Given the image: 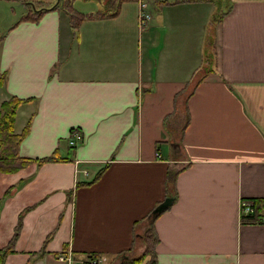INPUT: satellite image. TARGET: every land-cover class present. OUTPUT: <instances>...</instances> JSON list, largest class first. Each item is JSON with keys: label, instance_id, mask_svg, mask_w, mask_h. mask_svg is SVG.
Masks as SVG:
<instances>
[{"label": "crops", "instance_id": "crops-1", "mask_svg": "<svg viewBox=\"0 0 264 264\" xmlns=\"http://www.w3.org/2000/svg\"><path fill=\"white\" fill-rule=\"evenodd\" d=\"M145 1L144 26L138 0H33L0 30V103L22 98L15 132L29 120L28 161L0 172V248L21 222L3 264H122L169 195L152 264H264V0L211 22V0Z\"/></svg>", "mask_w": 264, "mask_h": 264}, {"label": "trees", "instance_id": "trees-1", "mask_svg": "<svg viewBox=\"0 0 264 264\" xmlns=\"http://www.w3.org/2000/svg\"><path fill=\"white\" fill-rule=\"evenodd\" d=\"M120 2L121 0H105L104 3V8H106L105 10L104 9L97 10L96 12H89V13L79 12V15L83 17V16H103V15L114 14L118 10ZM39 11L41 10H35L34 12L28 13L25 16L33 17V19H36L38 18V16L36 15L39 13ZM223 13L224 10L221 11V13L217 16V19L219 17H220L219 19H221ZM212 43L215 48L216 45L215 41ZM204 55L205 58L202 64H204L206 67L211 66L214 61L215 51L214 50L209 51L208 49H206L204 51ZM21 101L22 98L11 96L9 99L3 100L0 103V172L17 170L18 168L25 165L26 162L28 161L27 158L19 157L18 149L23 135L29 129V120L26 122L25 126L20 132L14 131L16 110ZM48 158L51 159L52 156L44 157L42 158V160ZM259 206L260 205L255 202L254 212L250 216H248V218H242L241 221L242 222L253 221L254 219H252V217H254V214L257 213ZM147 218H149L150 220V217ZM150 222H151L150 225H148L147 229L142 233L143 242L146 243L145 246L142 248V251L137 255H132L131 258H128L127 260H123L122 264H137V263L139 264L140 262L144 261L146 256H148V259L145 261V264H152L155 262L156 260L155 245L159 239L153 227L152 221ZM20 223L21 222L19 221L18 226L16 227V230L12 236L10 243L5 247L0 248V264H3L6 255L10 251L14 250L12 245L14 239L18 235V229ZM90 255L93 256V254Z\"/></svg>", "mask_w": 264, "mask_h": 264}, {"label": "rangeland", "instance_id": "rangeland-1", "mask_svg": "<svg viewBox=\"0 0 264 264\" xmlns=\"http://www.w3.org/2000/svg\"><path fill=\"white\" fill-rule=\"evenodd\" d=\"M32 1H28V0H0V30L4 29V27H6L5 25H7L10 22L9 20H11V16L13 15V13H21V14L24 12L26 13L28 10L24 8V2H32ZM42 1L44 3H50V2H53L56 0H42ZM60 1H62V0H60ZM67 1L68 0H64V3ZM69 1H70L71 5L74 4L75 7L91 8L94 5L96 0H88V1L85 0L83 3L81 2V0H69ZM211 3H212V11H211V14L209 17L210 18L209 22H211V20H213V19H216V17L221 13V11L226 9V7L228 6L227 0H211ZM38 5L39 4L33 5V9H29V10H31L29 13H32L33 10H40L42 7L38 6ZM35 6H37V7H35ZM103 9L105 10L106 8H104V6H103V7H101V10H103ZM15 16H18V15H15ZM207 26H209V23ZM211 43H212V39L210 38L209 46H208L209 51H211V49H212V46L210 45ZM204 51H205V47H204V50H203L202 55H201V64L203 63V60L205 58ZM146 229H147V225L144 226L142 233ZM145 244L146 243L143 242V239L141 240L139 237L138 245H140V247H137L136 249H133L132 251L128 252L127 254L129 255V258H131V255H134V254L137 255L138 252H141L142 248L145 246ZM121 257H123V256L118 255L112 260L115 261V264H119V262L121 261V259H120ZM100 260L102 261V258H100ZM67 261H69V260L67 259ZM99 263H100V261H99ZM99 263H96V264H99Z\"/></svg>", "mask_w": 264, "mask_h": 264}, {"label": "built area", "instance_id": "built-area-1", "mask_svg": "<svg viewBox=\"0 0 264 264\" xmlns=\"http://www.w3.org/2000/svg\"><path fill=\"white\" fill-rule=\"evenodd\" d=\"M139 1V9H138V21L139 23L144 26L146 23L150 20L152 14L149 10L148 2L145 0H138ZM83 135L78 129H73L70 132V135L68 137V143L69 145L73 146L82 141ZM255 208V201L252 198H241L240 204H239V216L240 221L242 218H248L253 212ZM59 257L61 259L66 258L69 261L71 260V257L65 256L63 254H59ZM97 258L94 256H89L88 261L91 264H95L97 262Z\"/></svg>", "mask_w": 264, "mask_h": 264}, {"label": "water", "instance_id": "water-1", "mask_svg": "<svg viewBox=\"0 0 264 264\" xmlns=\"http://www.w3.org/2000/svg\"><path fill=\"white\" fill-rule=\"evenodd\" d=\"M173 197L172 196H166L163 200H161L152 210L149 214L150 221H153L155 216L166 209L172 202Z\"/></svg>", "mask_w": 264, "mask_h": 264}]
</instances>
